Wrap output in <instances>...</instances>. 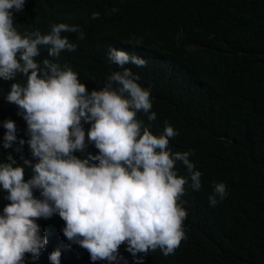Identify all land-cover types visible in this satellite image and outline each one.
Wrapping results in <instances>:
<instances>
[{
    "label": "trees",
    "instance_id": "obj_1",
    "mask_svg": "<svg viewBox=\"0 0 264 264\" xmlns=\"http://www.w3.org/2000/svg\"><path fill=\"white\" fill-rule=\"evenodd\" d=\"M13 22L22 35L34 30L45 35L60 23L78 26L83 39L79 32L61 33L75 51L49 57L41 46L36 60L71 66L88 91L101 89L108 75L121 70L109 62L110 48L145 59L143 67L125 65L151 88L156 120L149 122L143 112L137 119L154 135L164 131L165 122L178 132L168 147L173 153L192 151L202 186L195 191L188 179L178 201L187 212L185 238L168 256L159 248L138 254L144 264H264V0H26L22 12L14 11ZM14 82L24 85L26 78L0 79V162L11 153L23 163L21 156L32 159L27 144L19 152L18 141L2 147L7 119L15 121L18 140L29 138L17 106L5 99ZM89 152L98 150L89 144L75 154L85 158ZM175 170L189 176L182 162ZM221 182L228 195L210 206L213 185ZM5 195L0 190V212L9 203ZM37 223L48 244L34 262L26 254L29 264H51L49 255L58 247L61 264H108L92 262L86 249L70 244L58 214ZM119 252L134 264L126 244Z\"/></svg>",
    "mask_w": 264,
    "mask_h": 264
},
{
    "label": "clouds",
    "instance_id": "obj_2",
    "mask_svg": "<svg viewBox=\"0 0 264 264\" xmlns=\"http://www.w3.org/2000/svg\"><path fill=\"white\" fill-rule=\"evenodd\" d=\"M25 4L0 0V79L15 81L17 74L26 78L24 85L12 83L5 99L17 106L29 137L18 140L15 121L7 119L2 122V147L18 141L16 151L27 144L32 156H21L23 163H18L9 153L7 162H0V190L9 201L0 212V264H29L26 254L36 261L48 244L37 221L57 214L65 222L63 235L86 249L92 262L128 264L119 252L122 244L134 264H144L138 254L157 248L165 256L172 254L185 238L187 212L178 201L188 179L193 190H200L202 173L190 160L191 150L173 153L168 147L169 139L178 135L171 125L165 122L164 131L154 135L137 119L143 112L149 122L156 120L151 88L143 87L140 75L125 65L143 67L145 59L110 48L108 60L121 70L108 75L101 89L88 91L71 66L36 60L41 46L49 57L75 51L76 45L61 33L79 32L83 39V32L60 23L45 35L39 30L22 35L14 27L13 13L22 12ZM89 144L97 154H75ZM177 161L186 167L187 178L178 176ZM227 195L223 182L214 184L210 206ZM61 254L59 247L50 253L51 264H61Z\"/></svg>",
    "mask_w": 264,
    "mask_h": 264
}]
</instances>
